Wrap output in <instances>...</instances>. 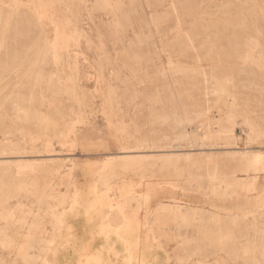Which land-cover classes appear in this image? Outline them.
Instances as JSON below:
<instances>
[{
    "label": "rangeland",
    "instance_id": "374dc122",
    "mask_svg": "<svg viewBox=\"0 0 264 264\" xmlns=\"http://www.w3.org/2000/svg\"><path fill=\"white\" fill-rule=\"evenodd\" d=\"M252 4L0 0V8L17 7L11 17L0 9V179L13 190L28 180L37 185L20 197L0 192V206L12 216L0 217V229L6 228L0 231V264H25L18 248L28 240L32 262L50 239L49 264H82L94 256L92 250L79 261L66 240L86 231L97 241L95 250L104 241L117 246L118 253L100 257L111 264H126L132 255L145 264H180L179 258L181 264H264V252L257 250L264 245V214L242 219L244 211L264 210V12L252 17ZM117 7L132 25L122 15L120 29L110 25L109 12ZM54 37L57 66L45 56L46 40ZM42 115L49 120L46 128ZM232 125L237 146L225 132ZM177 144L180 149H174ZM256 155L261 161L246 172L245 156ZM169 157L175 166L166 168ZM136 163H143L142 170L134 171ZM35 165L41 166L37 173ZM88 167L105 175L89 191ZM209 173L233 185L225 196L212 193ZM249 177L257 181L254 189L235 187ZM75 187L84 188L79 201L54 204L63 223L55 227L49 198L72 197ZM149 189L150 199L143 200ZM87 192L88 203H99L102 213L90 221ZM172 196L183 212L197 206L217 215L200 211L194 220L174 219ZM115 215L125 223L115 224ZM35 223L40 231L31 235ZM59 227L63 233L53 234ZM207 228L210 241L200 233ZM221 228L228 241L220 240ZM5 240L14 248L4 247ZM245 246L254 248L240 250Z\"/></svg>",
    "mask_w": 264,
    "mask_h": 264
},
{
    "label": "bare ground",
    "instance_id": "6f19581e",
    "mask_svg": "<svg viewBox=\"0 0 264 264\" xmlns=\"http://www.w3.org/2000/svg\"><path fill=\"white\" fill-rule=\"evenodd\" d=\"M244 1V0H243ZM245 1H252L253 2V4L252 5H249L248 6V8H250L251 7V9H250V13L252 14V17H254L257 13H260V12H264V0H245ZM19 8V7H18ZM1 9V11H3L4 13H7L10 17L12 16V15H14L16 12H17V7H16V5H8V9L7 10H5L4 8H0ZM2 9H4V10H2ZM105 10H108V9H106L105 8ZM110 10H112V9H110ZM116 10H123V8H121V7H117L116 8ZM116 10H112V12H109V14H112V17H113V21H112V23L110 24V25H112V27L113 28H115V29H120L121 27H122V21L120 20L121 19V15H122V19H124L125 21H127L128 23H130L131 24V22H130V18H129V15L128 14H126L125 13V10H123L124 11V13L122 12V13H120V16L116 13ZM2 13V12H1ZM222 14H224V13H222ZM89 15V14H88ZM212 15H215V14H212ZM212 15H209V16H212ZM90 17V16H89ZM39 18V17H38ZM120 18V19H119ZM219 20H221V18L219 17L218 18ZM230 19V18H229ZM228 19V20H229ZM55 26H58L59 24L58 23H55V22H52ZM69 24V23H68ZM132 25V24H131ZM257 25V24H256ZM5 26L6 27H8V28H10V26H11V22H9V21H7L6 23H5ZM142 26V25H141ZM154 26V25H153ZM146 27H149V25H147ZM209 27H211L210 25H209ZM229 28V27H228ZM53 31V30H52ZM75 31V33L76 32H79V31H77V30H74ZM7 31L6 30H4L3 32H2V36L6 33ZM54 33H58V30H54ZM68 32H66L65 34H67ZM5 37V36H4ZM2 39V38H1ZM57 37H54V38H52L51 40H46V59H47V56H48V54L54 59V61H55V64H56V66H57V62H58V60H59V58L61 57L56 51L58 50V48H59V45L57 44L58 42H57ZM3 41V40H2ZM5 41V40H4ZM65 43H66V37H65ZM67 47V46H66ZM65 47V48H66ZM2 48V43L0 44V49ZM68 48V47H67ZM44 60V59H43ZM15 62H13V63H11V66H15ZM5 66H6V64H5ZM39 69V68H38ZM74 70L77 72L78 70L76 69V68H74ZM31 74V73H30ZM40 74V73H39ZM53 74H57V73H53ZM58 78V77H57ZM62 78V77H61ZM60 78V81L62 80ZM56 79V78H55ZM59 79V78H58ZM49 79H47V81H48ZM23 81H24V79H23ZM38 81V80H37ZM51 81H52V79H51ZM65 81V80H64ZM229 82V81H228ZM62 83V82H61ZM41 86H42V84H41ZM67 89V88H66ZM17 90V89H16ZM68 90V89H67ZM41 91V90H40ZM17 93H18V91H17ZM45 93V92H44ZM47 95V94H46ZM46 101V100H45ZM229 101V100H228ZM229 104H230V102H229ZM43 113V112H42ZM6 116H7V113H6ZM24 116V115H23ZM42 116H44L43 118H42V121H41V123H42V127L44 128H46L47 126H48V124H49V120H48V118H46L45 117V115H42ZM226 120V119H225ZM6 127V126H5ZM5 127H4V129H5ZM7 128V127H6ZM7 130H8V128H7ZM47 130V129H46ZM240 130V129H239ZM251 130H252V128H251ZM43 131H44V129H43ZM226 133H228V134H230L231 136H230V138H232L233 139V143L234 144H236V146H237V135H236V130H235V125H232L229 129H227L226 131H225ZM45 136H46V134H45ZM189 136V135H188ZM247 139H248V137H247ZM5 142V141H4ZM248 142H249V140H248ZM212 144V143H211ZM23 146V145H22ZM205 146V145H204ZM211 146H213V145H211ZM174 147V149H180V146H179V144H177V145H174L173 146ZM183 147V146H182ZM5 148H11V146L10 145H8V144H6V146H5ZM247 149H248V147H247ZM122 150V149H121ZM240 150V149H239ZM175 151H177V150H175ZM184 151V150H183ZM190 151V150H189ZM229 151V150H228ZM243 151V150H242ZM159 152V151H158ZM171 152H173V150L171 151ZM37 153H39V152H37ZM133 153V152H132ZM141 153V152H140ZM5 154V153H4ZM130 154V153H129ZM189 154H191V153H188V155L184 158V161L187 163V162H190V157H189ZM27 155V154H26ZM19 156H20V154H19ZM22 156V155H21ZM10 158V157H9ZM245 158L247 159V165H246V167H245V169H246V172H248V173H252L255 169H256V164H258V162H260L261 161V157H259L258 155H256V156H253V157H249V156H245ZM50 159H51V157H50ZM116 161V160H115ZM112 162V161H111ZM173 162H175V160H173V157H169V158H167L166 159V161H165V167L166 168H171V167H173V166H175V164H173ZM107 163V162H106ZM108 164V163H107ZM114 164V163H113ZM142 165H143V163H136V165L134 166V171H137V170H142V168L144 167V165H143V167H142ZM41 166L40 165H35L34 166V173H37L38 171H39V168H40ZM116 167V166H115ZM136 167V168H135ZM106 168H108V166L106 167ZM110 169V168H109ZM73 170V169H72ZM101 170H104V169H101ZM216 170V169H215ZM86 172H87V174H88V176L90 177V180H89V182H88V184H87V186L85 187V189L86 190H88L89 191V189L93 186L92 185V183H95V182H98V180L100 181V180H103V178L105 177V175L104 174H102L101 172H99V174H97V175H95V172H96V170L94 169V168H92V167H88L87 168V170H86ZM180 175H181V173H179ZM179 174H177V175H179ZM71 175L72 174H70L69 175V178L67 179V184H68V186H70L71 184H73L72 183V179H71ZM249 176H250V174H249ZM206 177H207V183L210 185V186H212V188H213V192L212 193H214V195H217V196H225L226 195V190L227 189H229L230 187H232L233 185L232 184H230L229 183V185H226V183L222 180V179H220V178H218L217 177V175L215 174V173H209V174H207L206 175ZM236 177H238V176H236ZM234 179V178H233ZM193 182L194 183H196L197 185H199L200 186V184H201V182H200V180H195V179H193ZM257 185V181L255 180V177H249L248 179H246L245 181H243L242 183H239V185L238 186H236L235 185V187H237V188H240V189H243V188H247L248 190H251V189H254L255 188V186ZM39 186V185H38ZM74 186V185H73ZM222 186H225V193H223V192H221L220 191V188H222ZM37 187V185L35 184V183H33V181L32 180H28V181H26V182H24V183H20L19 185H18V188L17 189H12V188H10V186H9V184L5 181V180H3V179H0V192H1V194L2 195H4V196H9V197H11V195H14V196H16V197H20V195L21 194H23V193H30L31 192V188H36ZM151 187V186H150ZM37 189V188H36ZM82 189H84V188H82ZM81 188H79V187H75V191L73 192V196L72 197H67L66 196V194H63L59 199H56V197H51V198H49L50 200H51V203L53 204V205H51L50 204V207H49V209H50V211L48 212V216H49V218L52 220V222H53V224L54 225H56L55 227H57V225H63V223L61 222V216H60V213H57L58 211V207L59 206H54V204L56 205V204H65V205H67L68 204V202L70 201V199H72L73 198V200L75 201V202H77V201H79V196L83 193ZM37 191V190H36ZM35 192V191H34ZM32 193L31 195H35V193ZM82 192V193H81ZM150 192H151V189H149L148 190V193L146 194V195H144V197L145 198H143V200L145 199V200H148V199H150V197H151V194H150ZM90 194V192H87V194H86V196H87V198H86V203L89 205L87 208L90 210V214H89V216H88V219H89V221L90 220H94L95 218H97L100 214H102V213H99V212H97V210H98V208H99V203H95V204H90V203H88L89 202V195ZM36 196V195H35ZM34 196V197H35ZM40 199H42V197L40 198ZM137 200V202H139V201H141V197H140V199H138V198H136ZM170 199L171 200H173V202L172 203H174V204H177V208H176V211H175V213L173 214V218L174 219H178V220H184V219H187V220H189V219H191V220H194V218H195V214L197 215V214H199L200 213V211H201V215H203L204 214V212H206V213H211V216H212V218L214 217V215H217V213L215 212V211H212V209H204V208H200V207H197V206H189V207H186L187 209H186V212H183L182 211V209L181 208H183V206H182V204L181 203H179V202H177L178 200L174 197V196H172V197H170ZM132 200H134V199H132ZM0 203H2V201L0 200ZM165 203H168V202H162L161 204H165ZM188 203V202H187ZM189 204V203H188ZM259 208H263V205H260L259 206ZM111 209V208H110ZM261 211H259V212H257V210H255V211H251V212H249V213H247L248 211H244V213H243V215L244 216H242L243 218L242 219H244L248 214H253V213H256L257 215H255V217H259V215H263L264 214V210H262V209H260ZM55 211V212H54ZM116 211V210H115ZM24 213L26 212L25 210L23 211ZM113 212V211H112ZM184 213H190V215L188 216V217H185V215H184ZM162 214V213H161ZM219 214V213H218ZM17 215H18V213H17ZM10 216H11V212H10V210H8V209H6V211H5V208L4 207H2V206H0V217H2V218H4L5 220H8V219H10ZM47 216V215H46ZM234 216H236V214L234 215ZM12 217V216H11ZM26 218V217H25ZM237 218H239V216L237 217ZM236 218V219H237ZM42 219H44V218H42ZM111 219V218H110ZM21 220V219H20ZM35 221L37 220H39V218H37V217H35V219H34ZM41 220V219H40ZM125 219L122 217V216H119V215H115L114 217H113V221H114V223L115 224H120V223H125V221H124ZM16 221V220H15ZM2 222V221H1ZM4 223V222H3ZM18 223H19V221H18ZM181 223V222H180ZM36 224L37 223H35V225H33L32 227H31V230H30V234L31 235H37L36 233L38 232V231H40V228H38L37 226H36ZM102 225V224H101ZM178 225V224H177ZM187 227H188V225H187ZM42 230H43V227L41 228ZM217 230V229H216ZM0 231H2V232H5L6 233V228H3V229H0ZM91 231V230H90ZM93 231V230H92ZM117 231H118V229H117ZM126 231V230H125ZM124 230H123V232H125ZM127 232V231H126ZM125 232V233H126ZM54 233H63V229L61 228V227H59L58 229H56L54 232H53V234ZM67 233H69V234H71L72 232H67ZM200 233H203L204 235H205V237L206 236H211V234H213V232L210 230V229H206V230H201V232ZM40 234V233H39ZM45 235V232L44 233H42V235ZM85 235H82V236H80V235H75L74 236V238H70V239H67L66 240V243H68V245H70V244H73L74 245V255L78 258V260L80 261L82 258H84V256H86L87 255V251L88 250H92V252H93V255L94 256H91V258H89V260L88 261H84V262H82V264H111L110 263V260L109 259H105V260H101L100 259V257H102V255L103 256H108L109 255V253H118V251H117V246L115 245V244H109V243H107V242H105L104 241V244L101 246V248H99V249H94V243L95 242H92V243H84L83 241H85V240H87L88 238V236L89 237H91V235L88 233V231H86L85 233H84ZM102 234H104V232L102 233ZM263 234V233H262ZM7 235V237L9 236V234H6ZM128 235H131L130 234V231L128 232ZM220 240H222V239H225V241H228V239H229V233L226 231V230H224L223 228H221V231H220ZM218 237H219V235H218ZM216 238H217V235H216ZM8 239V238H7ZM44 239V238H43ZM94 239V238H93ZM122 239V238H121ZM9 240V239H8ZM6 241L5 240V244L3 245L4 247H6V248H10V247H13L12 246V244H9V241ZM211 240V238L209 237V238H207L206 237V241H210ZM139 241V240H138ZM223 241V240H222ZM30 242L32 243V241L30 240ZM91 242V241H90ZM109 242V241H108ZM263 242H264V239H263ZM52 243L54 244V240H51L50 239V241H48V242H45L44 243V241H43V245L41 246V250H42V255L41 254H39V255H37L36 257H34L33 258V260H32V262L31 261H29V255H28V252H27V249L30 247V245H29V240H28V243L25 245V246H23V247H19L18 248V250H19V252H21V256L23 257L22 258V260L23 261H25L24 263L25 264H28V263H31V264H36V263H39V262H41L40 264H49L48 262H47V256H46V252L48 251V249L52 246ZM210 243V242H209ZM208 243V244H209ZM226 242H224V244H225ZM222 244V243H221ZM135 245V244H134ZM211 245V244H210ZM92 246V247H91ZM215 246H216V244H215ZM223 246V245H222ZM54 247V246H53ZM225 247V246H224ZM242 247V246H241ZM14 248V247H13ZM32 248V247H31ZM202 248H203V246H202ZM201 248V249H202ZM253 248L254 247H252V246H245V247H243V248H240V250H245V252H247V251H250V250H253ZM255 248H257V247H255ZM11 249V248H10ZM33 249V248H32ZM214 250H215V248H213ZM212 249V250H213ZM217 249V248H216ZM39 250H40V248H39ZM129 250V249H128ZM257 250H260L261 252H264V245H262L261 247H258L257 248ZM29 251V250H28ZM57 251V250H56ZM55 251V252H56ZM34 252V251H33ZM38 252V251H37ZM58 253V252H57ZM34 254V253H33ZM135 256V255H134ZM141 256V255H140ZM54 257V256H53ZM132 257H133V255H132ZM132 257H130L129 259H127V262H126V264H145V262H144V260L142 259V257H140L139 258V260L136 262V261H134V259H132ZM263 257V256H262ZM55 258V257H54ZM54 258H52V259H54ZM111 258V257H110ZM58 260V259H57ZM54 261H55V259H54ZM57 262V261H56ZM178 262L181 264L182 263V261H181V259L179 258L178 259ZM57 263H60V262H57Z\"/></svg>",
    "mask_w": 264,
    "mask_h": 264
},
{
    "label": "crops",
    "instance_id": "0c3cea01",
    "mask_svg": "<svg viewBox=\"0 0 264 264\" xmlns=\"http://www.w3.org/2000/svg\"><path fill=\"white\" fill-rule=\"evenodd\" d=\"M93 236H94V235H91V237L88 236V237H87L88 239L85 240V241H83V242H84V243H85V242L88 243V242H90V241H91L90 243H92V242H97V241H94V239L92 238Z\"/></svg>",
    "mask_w": 264,
    "mask_h": 264
}]
</instances>
